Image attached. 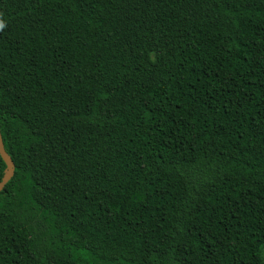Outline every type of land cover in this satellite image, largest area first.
Instances as JSON below:
<instances>
[{"label":"trees","instance_id":"1","mask_svg":"<svg viewBox=\"0 0 264 264\" xmlns=\"http://www.w3.org/2000/svg\"><path fill=\"white\" fill-rule=\"evenodd\" d=\"M0 19V264H264V0Z\"/></svg>","mask_w":264,"mask_h":264},{"label":"water","instance_id":"2","mask_svg":"<svg viewBox=\"0 0 264 264\" xmlns=\"http://www.w3.org/2000/svg\"><path fill=\"white\" fill-rule=\"evenodd\" d=\"M0 157L6 166L4 176L0 181V192H1L4 189L5 185L11 180V178L14 175V164L10 156L6 153L4 149L1 133H0Z\"/></svg>","mask_w":264,"mask_h":264},{"label":"clouds","instance_id":"3","mask_svg":"<svg viewBox=\"0 0 264 264\" xmlns=\"http://www.w3.org/2000/svg\"><path fill=\"white\" fill-rule=\"evenodd\" d=\"M5 23L2 19H0V31H3V29L5 28Z\"/></svg>","mask_w":264,"mask_h":264},{"label":"rangeland","instance_id":"4","mask_svg":"<svg viewBox=\"0 0 264 264\" xmlns=\"http://www.w3.org/2000/svg\"><path fill=\"white\" fill-rule=\"evenodd\" d=\"M263 259H264V254H263Z\"/></svg>","mask_w":264,"mask_h":264}]
</instances>
